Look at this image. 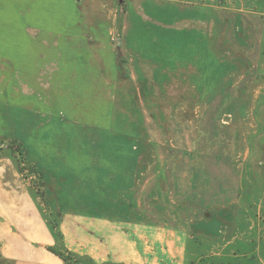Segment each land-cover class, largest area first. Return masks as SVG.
<instances>
[{"label":"rangeland","instance_id":"1","mask_svg":"<svg viewBox=\"0 0 264 264\" xmlns=\"http://www.w3.org/2000/svg\"><path fill=\"white\" fill-rule=\"evenodd\" d=\"M97 1L104 12L92 10ZM78 3L85 26L93 20L99 32L83 44L89 80L81 93L41 90L50 79L44 73L67 67L64 60L14 61L0 53V117L8 121L0 156L12 158L35 207L34 226L28 211L30 226L22 219L13 229L20 257H5L0 249V264H264V0ZM141 3L177 7V18L186 11L200 19L201 10L211 14V29L180 26L194 36L206 32L211 69L218 66L225 92L200 93L195 71L193 81L187 73L192 67L176 69L174 89L158 90L154 60L147 59L154 50L144 38L124 39L134 16L147 18L134 10ZM96 14L110 20L107 35ZM139 118L149 145L142 156ZM114 120L115 133H103ZM78 128L92 135L76 137ZM128 131L136 148L127 186L124 174L113 180L105 170L115 153L127 156ZM75 168L117 186L84 187L88 179L70 177ZM192 220L195 230L188 226ZM27 227H34L35 239L24 236Z\"/></svg>","mask_w":264,"mask_h":264},{"label":"crops","instance_id":"2","mask_svg":"<svg viewBox=\"0 0 264 264\" xmlns=\"http://www.w3.org/2000/svg\"><path fill=\"white\" fill-rule=\"evenodd\" d=\"M152 4L141 3L139 10L134 8L135 12L143 11L146 13L147 18L139 15L134 16L130 21L132 23L129 25V29L124 32V39L126 42L142 43L143 41L137 38H144L148 43V49L154 50L155 55H149L147 59L154 60L156 67L152 75L157 77L156 85L158 90L166 92L168 89H174L175 85L171 84V82L174 81L173 75L176 73V69L179 68L185 71L184 68L188 69L192 67V73H187L190 74L188 75L189 77L191 76L192 81L194 76H198L196 81H198L197 85L200 93H215L213 96H217V93L221 95L225 92L226 85L221 80L222 74L220 75L216 70L218 66L215 65V70L211 69L213 57L209 47V40L205 36L206 32L204 31V34L197 30L196 36L190 32L191 28L207 27L211 29L214 25L211 21V14L208 13L206 15L205 10H201L200 12L203 15H201L200 19L186 11L185 14H182L183 16L180 14V18H177L176 14H178L177 10H179L177 7L168 5L153 7ZM103 5L97 1L92 10L97 13L104 12V9H102ZM150 6L151 8H149ZM131 10L132 7L130 6ZM83 12L84 10L78 3V0H0V53L3 54L2 57L14 61L32 59L64 60L67 67L62 64L61 68L60 65L56 67V71L50 74L44 73L49 75L50 79L44 80L45 86L41 90H44L45 94H47V91H53L59 96L67 92L81 93L83 85H86L89 80L83 70L84 62L82 61H84L86 54L83 44H89L94 35L99 34L93 20L89 21V25L85 26L87 20L84 19ZM97 18L102 20L101 22L99 20L98 23L106 29L104 34L107 35L110 23L106 25L104 22H110V20H107L106 15L101 17L99 14H96L93 16V19ZM180 22H183L184 27H190V29L182 28ZM125 27L127 28V25ZM85 28H91L92 30L85 32ZM190 38H192V41ZM214 57L217 61L218 55ZM68 62L70 64L69 67ZM195 67L197 70H194ZM193 71H195L194 75ZM19 72L22 73L20 70ZM97 74L100 75V70H98ZM41 90L39 89L38 92ZM7 122L0 117V134L7 132ZM14 122L16 123H14V127H17L18 121ZM71 127L72 125H69L68 128ZM115 127L116 120H114L111 130L108 129L107 132L103 130V133H110V131H114L115 133ZM92 132V129H89V133H85V130L80 132L78 128L75 134L76 137H82L83 139V137H87L84 136V133L91 136ZM143 135L142 118H139L138 139L141 149L140 156L147 153L149 148V145L143 140ZM91 146L89 145L90 148ZM74 151V154L77 155V151ZM92 151L98 153L97 147L93 148ZM13 163L14 161L10 156H0V249L3 255L5 257L9 256V258L20 257V241L15 240L16 235L13 229L20 227L22 219H24V225L29 223L25 220V212H31L32 226L35 223V207L31 209L29 205V200L31 201L30 193L25 187V189L20 187L15 172V163ZM139 166L140 170L144 167L142 162H140ZM160 166L159 164H155L154 166V169L159 173ZM96 168L97 171H101L98 169L99 166ZM75 171L74 176H70L73 181L96 179L94 177L90 178L83 171L76 168ZM107 171L111 177H109L110 179L114 180L118 173L124 174L123 178L127 180L126 166L116 168L112 165ZM61 172H63V169ZM109 178L108 181H110ZM112 185L116 186L115 184ZM15 187L17 188L15 189ZM21 199L24 201L22 205L20 203ZM32 203L34 206L33 199ZM188 214L189 217L190 213ZM208 220L204 225L210 223L212 218ZM27 226H30V224ZM96 226L100 227V224L96 223ZM110 226L106 224L107 228ZM188 226L190 229L195 230V221L192 220ZM111 227L114 228V226ZM209 229L206 228L204 230L208 232ZM22 233L24 236H31L32 239H35L34 227L31 229L29 227L23 228ZM46 263L48 261L44 260L43 264Z\"/></svg>","mask_w":264,"mask_h":264},{"label":"trees","instance_id":"3","mask_svg":"<svg viewBox=\"0 0 264 264\" xmlns=\"http://www.w3.org/2000/svg\"><path fill=\"white\" fill-rule=\"evenodd\" d=\"M139 131V130H138ZM129 133V134H128ZM139 134V133H138ZM136 140V139H135ZM133 143H134V139L133 137L131 136L130 132L128 131L127 132V156L125 155L124 157L123 156H120L118 154H122L123 152H117L115 154H117V157L115 159V157H110V160H111V163L110 165H114L116 168L119 167V168H123V167H127V172L129 169H132L133 167L131 166L132 165V158H133V153H135V151H133V148H136L135 146H133ZM139 148V146H138ZM132 153V154H131ZM127 160V163L126 162H122V160ZM131 162V163H129ZM99 170H104L102 168L99 167ZM107 171V170H105ZM131 171L128 172L129 175H127V186L129 185V177L131 176ZM108 181V179H106ZM101 182V181H100ZM98 181V178L94 179V180H85L84 181V187H87L89 189H94V188H106L105 186H113L112 184H109L106 183V184H102ZM115 184V183H114ZM125 184V183H124ZM116 185V184H115ZM117 186V185H116ZM114 186V187H116ZM99 193V192H98ZM55 253L61 257L63 260H67V257L61 253V252H58V251H55Z\"/></svg>","mask_w":264,"mask_h":264}]
</instances>
